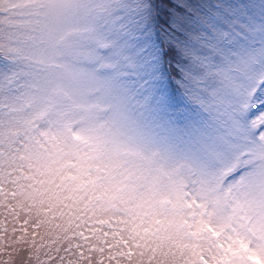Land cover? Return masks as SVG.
I'll return each mask as SVG.
<instances>
[{
	"label": "snow or ice",
	"instance_id": "1",
	"mask_svg": "<svg viewBox=\"0 0 264 264\" xmlns=\"http://www.w3.org/2000/svg\"><path fill=\"white\" fill-rule=\"evenodd\" d=\"M0 264H264V0H0Z\"/></svg>",
	"mask_w": 264,
	"mask_h": 264
}]
</instances>
